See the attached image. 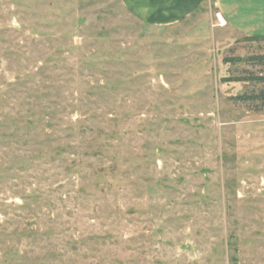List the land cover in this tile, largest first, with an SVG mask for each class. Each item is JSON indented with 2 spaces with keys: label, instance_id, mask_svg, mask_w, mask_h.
Listing matches in <instances>:
<instances>
[{
  "label": "rangeland",
  "instance_id": "rangeland-1",
  "mask_svg": "<svg viewBox=\"0 0 264 264\" xmlns=\"http://www.w3.org/2000/svg\"><path fill=\"white\" fill-rule=\"evenodd\" d=\"M123 3L0 0V264H264V5Z\"/></svg>",
  "mask_w": 264,
  "mask_h": 264
},
{
  "label": "crops",
  "instance_id": "crops-1",
  "mask_svg": "<svg viewBox=\"0 0 264 264\" xmlns=\"http://www.w3.org/2000/svg\"><path fill=\"white\" fill-rule=\"evenodd\" d=\"M140 21L154 26L175 25L185 21L204 7L207 0H122ZM250 6H244L245 0H214V11L223 17L232 10L242 13L252 11L253 3L263 4L264 0H250ZM213 14L210 13V16ZM245 15V13L243 14ZM226 20V19H225ZM216 22L215 20H213ZM228 27V26H227Z\"/></svg>",
  "mask_w": 264,
  "mask_h": 264
},
{
  "label": "built area",
  "instance_id": "built-area-1",
  "mask_svg": "<svg viewBox=\"0 0 264 264\" xmlns=\"http://www.w3.org/2000/svg\"><path fill=\"white\" fill-rule=\"evenodd\" d=\"M215 19H216V23L218 24V26H220V27H226L227 26V21L225 20V18L220 13L216 14Z\"/></svg>",
  "mask_w": 264,
  "mask_h": 264
},
{
  "label": "trees",
  "instance_id": "trees-1",
  "mask_svg": "<svg viewBox=\"0 0 264 264\" xmlns=\"http://www.w3.org/2000/svg\"><path fill=\"white\" fill-rule=\"evenodd\" d=\"M248 40H250V41H264V38H248ZM252 60L264 61V56L263 57H258L257 59H252ZM237 80L241 81L240 79H237ZM258 80L263 81L264 79H258Z\"/></svg>",
  "mask_w": 264,
  "mask_h": 264
}]
</instances>
